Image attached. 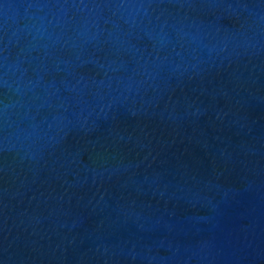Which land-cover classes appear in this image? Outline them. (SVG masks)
Here are the masks:
<instances>
[{"label":"water","instance_id":"1","mask_svg":"<svg viewBox=\"0 0 264 264\" xmlns=\"http://www.w3.org/2000/svg\"><path fill=\"white\" fill-rule=\"evenodd\" d=\"M0 264H264V0H0Z\"/></svg>","mask_w":264,"mask_h":264}]
</instances>
